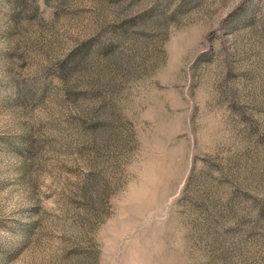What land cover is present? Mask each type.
I'll list each match as a JSON object with an SVG mask.
<instances>
[{
  "label": "rangeland",
  "instance_id": "1",
  "mask_svg": "<svg viewBox=\"0 0 264 264\" xmlns=\"http://www.w3.org/2000/svg\"><path fill=\"white\" fill-rule=\"evenodd\" d=\"M0 264H264V0H0Z\"/></svg>",
  "mask_w": 264,
  "mask_h": 264
}]
</instances>
